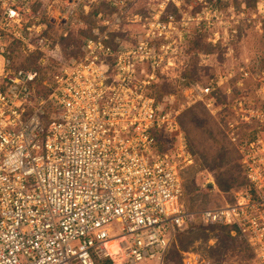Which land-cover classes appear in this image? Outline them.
Segmentation results:
<instances>
[{"label":"built area","instance_id":"obj_1","mask_svg":"<svg viewBox=\"0 0 264 264\" xmlns=\"http://www.w3.org/2000/svg\"><path fill=\"white\" fill-rule=\"evenodd\" d=\"M96 1L67 0L64 22L82 24L77 14ZM169 1L131 17L132 40L114 33L127 15L98 12L81 54L65 57L47 25L26 16L30 0H0V264H165L195 219L232 225L264 264V137L239 142L250 188L234 201L192 211L183 200L181 170L193 158L179 113L148 93L189 32V19L165 11ZM9 36L61 64L47 94L37 69L12 68ZM49 105L59 110L44 124Z\"/></svg>","mask_w":264,"mask_h":264},{"label":"rangeland","instance_id":"obj_2","mask_svg":"<svg viewBox=\"0 0 264 264\" xmlns=\"http://www.w3.org/2000/svg\"><path fill=\"white\" fill-rule=\"evenodd\" d=\"M66 1L30 0V11L26 10V16L33 17L31 21L39 19L47 25L45 34L65 57V51L76 49L83 39L82 28L90 25L85 13L77 14L82 24L71 18L65 23ZM101 1L108 3L103 15H127L114 33L132 40L131 34L140 26L131 17L155 13L163 0H119L118 5H113V0H98L93 5ZM179 1L177 6L170 0L165 11L189 19V32L177 45V53L165 58L157 69L151 90L158 101L173 102L178 110V123L193 158L183 167V200L190 210L197 211L235 200L246 183L239 142L264 137V0ZM4 42L11 52L13 69L40 71L35 81L41 89L61 67L51 56L39 57L27 51L12 36ZM58 110L52 105L46 107L45 114H40L43 123L55 119ZM251 111L253 117L248 115ZM164 138L162 147L167 148L177 140L176 133ZM166 264L256 262L244 239L227 228L195 219L172 246Z\"/></svg>","mask_w":264,"mask_h":264},{"label":"trees","instance_id":"obj_3","mask_svg":"<svg viewBox=\"0 0 264 264\" xmlns=\"http://www.w3.org/2000/svg\"><path fill=\"white\" fill-rule=\"evenodd\" d=\"M107 2H104V1H101L100 3H98V4H96V5H94V7H92V9L90 10V12L86 15V19H88V22L90 21V25L88 24L86 27H83L82 29L84 30V33H83V35H84V37H83V39H81V41L82 40H84L86 37H88V36H91V35H93V33H92V27H93V25H95L96 23H97V20H96V17H95V14H97L98 12H100V11H103L104 10V6H107ZM105 12V11H104ZM92 16H94L93 18H92ZM81 41H80V43L78 42V44H76L75 46H77V48L76 49H74V50H72L71 52L70 51H65L66 53V56L67 57H70V56H79L80 54H81V47H80V44L82 45V43H81ZM83 42V41H82ZM80 47V48H79ZM37 53V55H39V57H41V53H38V52H36ZM38 72H40V71H38ZM39 77H40V73H39ZM35 83H36V89H37V92L38 93H42V94H47L48 92H49V87L48 86H46L45 85V88H43V89H41V88H39V87H37V83H38V81L36 82L35 81ZM152 88H154V86H150L149 88H148V93L149 94H154V91H152L151 89ZM155 94H156V92H155ZM154 94V95H155ZM164 145V144H163ZM161 147H162V145H161ZM165 147V146H164ZM164 147H162V148H164ZM241 167V166H240ZM181 174H182V177H183V168H182V170H181ZM245 180H246V178H245ZM183 183H184V177H183ZM250 188V185L248 184V182H247V180H246V183H245V186L244 187H241L240 189H245V190H248ZM184 191H185V183H184ZM211 226H215V227H217V226H220V227H224V228H227L228 229V231H230L231 232V234H233L232 233V230H233V226L232 225H224V224H213V225H211ZM190 227V226H189ZM189 227H187L184 231H182V232H180L179 233V235H178V238L180 237V235L182 234V233H184ZM233 235H238V234H233ZM239 236V235H238ZM240 237V236H239ZM241 238V237H240ZM178 240V239H177ZM247 244V243H246ZM174 245V244H173ZM172 245V246H173ZM172 246H171V248H172ZM171 248H170V250H171ZM170 250H169V252H170ZM169 252H168V254H167V257H166V261H167V258H168V255H169ZM166 261H165V264H166Z\"/></svg>","mask_w":264,"mask_h":264}]
</instances>
